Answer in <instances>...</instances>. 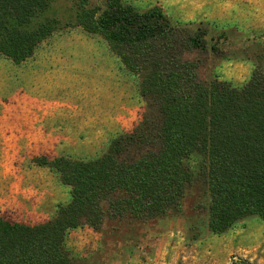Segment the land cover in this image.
<instances>
[{"label":"rangeland","instance_id":"obj_1","mask_svg":"<svg viewBox=\"0 0 264 264\" xmlns=\"http://www.w3.org/2000/svg\"><path fill=\"white\" fill-rule=\"evenodd\" d=\"M87 1L106 7V0ZM126 1L142 11L160 7L174 23L207 33V50L185 55L207 85L241 88L264 66V0ZM83 2L53 0L46 17L59 29L27 61L16 65L0 54V216L12 222L44 224L71 200V189L41 161L95 160L148 112L140 78L102 36L76 26ZM188 166L195 178L181 209L149 221L106 218L99 232L70 231L68 252L79 264H264V220L250 216L214 234L205 161L194 155Z\"/></svg>","mask_w":264,"mask_h":264},{"label":"trees","instance_id":"obj_2","mask_svg":"<svg viewBox=\"0 0 264 264\" xmlns=\"http://www.w3.org/2000/svg\"><path fill=\"white\" fill-rule=\"evenodd\" d=\"M52 3L0 0V54L16 65L30 59L59 29L57 19L46 17ZM76 26L102 36L140 78L148 112L95 160L40 162L60 175L71 200L40 225L0 216V264H79L65 247L70 231L99 232L106 218L149 221L181 209L195 178L188 166L194 155L205 161L214 234L250 216L264 220V66L241 88L201 82L199 63L185 55L207 50V33L174 23L160 7L142 11L126 0H106L102 10L85 0Z\"/></svg>","mask_w":264,"mask_h":264},{"label":"crops","instance_id":"obj_3","mask_svg":"<svg viewBox=\"0 0 264 264\" xmlns=\"http://www.w3.org/2000/svg\"><path fill=\"white\" fill-rule=\"evenodd\" d=\"M89 228L88 227H85L84 229H76V230H73L71 231L72 233H76V234H80L81 232H83V230H88Z\"/></svg>","mask_w":264,"mask_h":264}]
</instances>
